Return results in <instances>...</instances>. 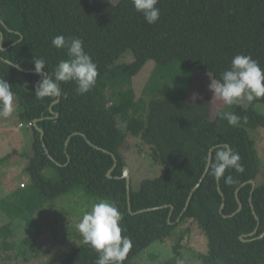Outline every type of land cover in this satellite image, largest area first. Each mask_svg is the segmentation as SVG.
<instances>
[{
    "label": "trees",
    "instance_id": "1",
    "mask_svg": "<svg viewBox=\"0 0 264 264\" xmlns=\"http://www.w3.org/2000/svg\"><path fill=\"white\" fill-rule=\"evenodd\" d=\"M157 6L160 20L150 25L131 0H0V79L10 84L21 118L34 131L27 170L38 209L79 187L111 199L122 215V235L132 242L123 264L176 236L173 249L180 256L184 231L179 228L187 219L198 223L208 239L206 264H264V238L259 239L264 183L254 192L250 184L260 174L250 130L264 128V115L238 103L213 120L209 100L189 99L192 81L175 82L167 73L171 64L183 62L187 70L219 80L238 54L251 56L264 69V0H159ZM56 35L81 39L99 74L85 95L69 82L61 83L60 97L37 99L42 77L34 70V57L45 59V75L53 79L59 61L69 59L67 49L52 46ZM129 55L132 61L122 62ZM150 61L156 67L144 91L148 98L137 99L134 89L124 87ZM259 102L264 104V97ZM229 111L240 117L238 126L221 118ZM129 134L141 138L165 166L164 175L145 180L139 191L131 187L130 197L121 153ZM218 145L238 152L245 167L243 174L226 171L233 177L231 186L216 181L211 167L205 176ZM98 256L84 244L61 264H96Z\"/></svg>",
    "mask_w": 264,
    "mask_h": 264
},
{
    "label": "rangeland",
    "instance_id": "2",
    "mask_svg": "<svg viewBox=\"0 0 264 264\" xmlns=\"http://www.w3.org/2000/svg\"><path fill=\"white\" fill-rule=\"evenodd\" d=\"M111 1L118 4L122 0ZM131 61L129 55L122 62ZM155 67L156 62L147 63L124 88L134 89L137 99L145 97L144 91ZM167 73L175 82L186 84V80L192 81L189 99L209 100L213 120L227 107L222 101L213 100L214 94L209 90L211 79L216 80L213 75L196 72L190 67L187 70L183 62L171 64ZM259 99L251 103L242 100L239 104L247 108L254 106L264 115V104ZM21 111V105L16 101L12 116L0 117V264H61L67 255L85 244L76 228L82 215L99 200L114 202L91 195L79 187L68 195L47 202L39 210L40 200L37 199L38 195L34 196V192H31V177L27 170L33 156L34 131L21 118ZM117 120L125 129L123 120ZM250 136L256 143L260 159V174L255 182L261 185L264 183V128L250 130ZM121 153L134 191H139L145 180L158 178L165 173V166L153 158L151 148L141 138L129 134ZM180 231H184L180 256L173 249L178 238L176 236L155 242L137 255L131 264H176L177 258L184 259L185 264H206L204 258L209 253L208 239L199 224L187 219L181 224ZM26 240L34 243L26 245Z\"/></svg>",
    "mask_w": 264,
    "mask_h": 264
},
{
    "label": "clouds",
    "instance_id": "3",
    "mask_svg": "<svg viewBox=\"0 0 264 264\" xmlns=\"http://www.w3.org/2000/svg\"><path fill=\"white\" fill-rule=\"evenodd\" d=\"M131 2L146 23L154 25L160 20L159 0ZM52 46L58 50L67 49L69 59L59 61L53 79L49 74L45 75V59L34 57V70L42 77L36 89V98H58L62 95L61 83L69 82L76 84L79 95L87 94L95 85L99 73L92 57L86 53L83 41L56 35L52 38ZM3 62L14 65L8 60ZM209 90L214 94L213 100H220L228 106L242 100L251 103L264 97V69L251 56L238 54L232 58L230 69L220 74L219 80L211 79ZM13 111L14 93L10 84L0 79V117L9 118ZM221 118L233 127L241 122L240 117L230 111L224 112ZM214 151V162L210 164L211 175L216 181L223 179L226 185H233L232 175L225 176V173L230 170L241 174L245 172L240 154L225 145L215 146ZM121 220L122 215L114 204L99 200L92 204L91 210L85 212L76 225L83 242L99 254L96 264H123L132 242L128 236L122 235ZM176 264H185V260L177 258Z\"/></svg>",
    "mask_w": 264,
    "mask_h": 264
},
{
    "label": "water",
    "instance_id": "4",
    "mask_svg": "<svg viewBox=\"0 0 264 264\" xmlns=\"http://www.w3.org/2000/svg\"><path fill=\"white\" fill-rule=\"evenodd\" d=\"M59 101H60V100L56 101V102L53 104V106L56 105V104H58ZM51 110L53 111V109H51ZM38 122H39L38 120L35 121L36 125L38 124ZM40 132L42 133V139H43V138H44V131H43L42 129H40ZM67 145H68V144H67ZM228 147L231 148L230 146H228ZM212 152H213V151H211V153H210V161H209V164H208V167H207V170H206L205 176L207 175V173H208V171H209V169H210V164H211V162H212ZM116 166H117V164H115V167H114V168H116ZM113 170H114V169H112V170L108 173V176H109L110 178L112 177V172H113ZM123 178H125V179L127 180L128 194H129V197H130V194H131V175L129 174V170H126V172H125ZM218 182H219V181H218ZM250 184L253 186V192H254L255 189H256L257 184H256L255 181H251ZM199 187H200V184L197 185V187L194 189V191H196ZM194 191H193V193H194ZM239 191H240V189L237 191V195H238ZM193 193L191 194V196H190V198H189V200H188L187 208H188V207L190 206V204H191V199H192V197H193ZM251 201H252V199H251ZM239 203H240V208H239V210H238V213L241 212L242 209H243V204H242L241 202H239ZM224 207H225V206L223 205V206H222V210L224 209ZM187 208H186V210H187ZM129 209H130V211H131V203H129ZM157 209H159V208H157ZM153 210H156V208H155V209L142 210V211H139V212H137V213H135V214H143L144 212H150V211H153ZM173 210H174V208L172 207V213H171V216H172V214H173ZM171 216H170V218H169V221L171 220ZM256 233H257V230H256L253 234H251V236H254ZM262 238H264V234H263L262 236L259 237V239H262Z\"/></svg>",
    "mask_w": 264,
    "mask_h": 264
},
{
    "label": "built area",
    "instance_id": "5",
    "mask_svg": "<svg viewBox=\"0 0 264 264\" xmlns=\"http://www.w3.org/2000/svg\"><path fill=\"white\" fill-rule=\"evenodd\" d=\"M32 126V125H31Z\"/></svg>",
    "mask_w": 264,
    "mask_h": 264
}]
</instances>
